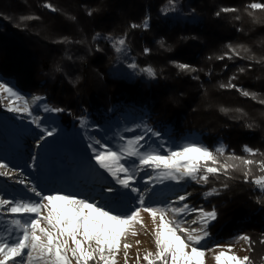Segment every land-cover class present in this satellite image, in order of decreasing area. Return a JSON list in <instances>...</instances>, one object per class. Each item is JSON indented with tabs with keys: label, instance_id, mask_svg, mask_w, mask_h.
Segmentation results:
<instances>
[{
	"label": "trees",
	"instance_id": "1",
	"mask_svg": "<svg viewBox=\"0 0 264 264\" xmlns=\"http://www.w3.org/2000/svg\"><path fill=\"white\" fill-rule=\"evenodd\" d=\"M252 2L264 0H174L176 11H169L170 0H0V80L24 99L40 96L43 105L65 110L52 113L60 124L52 143L57 133L80 127L81 119L106 129L110 118L132 108L148 113L152 129L168 127L180 140L198 135L210 150L224 146L223 157L262 160L244 150L264 153V11L249 9V15L245 9ZM145 17L147 29L131 27ZM120 37L137 65L156 72L153 81L110 74L120 54L113 41ZM178 63L195 71L181 70ZM229 83L237 87H221ZM3 105L0 96V115ZM13 122L21 125L17 118ZM62 137L71 140L68 134ZM12 144L4 151L11 159L12 150L22 147ZM251 167L253 176L264 174L256 164ZM229 175L210 176L192 191L217 189L206 204L217 212L210 235L247 234L254 241L248 256L253 264H264V191L251 178L246 182L240 170Z\"/></svg>",
	"mask_w": 264,
	"mask_h": 264
},
{
	"label": "snow or ice",
	"instance_id": "2",
	"mask_svg": "<svg viewBox=\"0 0 264 264\" xmlns=\"http://www.w3.org/2000/svg\"><path fill=\"white\" fill-rule=\"evenodd\" d=\"M172 7L169 11H176L174 0H170ZM56 11L51 3L44 5ZM264 11V3L252 2L246 6L248 10ZM222 12H235V8H223ZM252 15L251 11H248ZM91 15V12L89 13ZM217 16L220 12L216 13ZM35 19V17H21V20ZM236 19H240L239 16ZM132 28L149 27L148 17L142 24H132ZM99 35V34H97ZM66 39V38H65ZM126 38H115L113 47L117 53L125 54ZM163 46V42H161ZM231 48V46H229ZM150 50L145 48L144 52ZM232 52L239 56L240 53L232 48ZM223 59V57H221ZM136 69L138 65L133 62L128 65ZM177 67L184 71H195L189 64L178 63ZM149 77H155L156 72L147 67L141 69ZM240 71H244L241 69ZM221 87L236 88L229 83ZM244 96L255 94L240 90ZM0 93H6L8 111L32 115V110L26 99L13 90L7 83H0ZM43 98L33 97V103ZM23 100L22 106L18 103ZM264 103V101H261ZM46 113H60L65 111L59 107H44ZM37 128L41 121L33 118L31 121ZM85 126L86 120H80ZM139 127V125L137 126ZM146 132L126 139L119 145H111L97 139L88 144L90 160L94 162L98 174H107L111 182L102 185L97 196H81L79 193L65 194L62 191L45 193L37 184L24 179L15 180L23 186V195L5 198L7 194L0 195V264H117V257L121 248V241L129 234L137 235L136 226L146 227L141 216L142 212L150 215L153 229L155 252L147 251L143 256L146 264H206V254L212 252L215 264H253L252 259L243 257L233 252V245L216 243L212 248L207 246L210 237L209 224L216 220L215 208L205 210L203 207H191L187 201L191 193L177 195L171 203H156L148 205L153 189L148 185L154 181H194L197 184H207L210 176L219 177L220 174L231 179L230 172L240 170L244 180L255 184L264 191V175L253 176L252 165L256 164L258 170L264 173V159L253 160L242 156L229 155L222 163L219 157L225 155L224 146L210 150L208 147L195 142H187L174 149L164 150V145L153 148L146 141V136L159 138L161 133L145 125ZM56 129L44 128L40 134L36 147L48 137H52ZM249 156H264L259 149L245 146ZM34 167L38 157H31ZM151 170V173L146 172ZM145 172L147 180L144 190L134 186L137 176ZM16 171L9 164L0 160V177L13 179ZM227 188L228 185L224 184ZM125 191H121V190ZM127 194L133 196L135 204L121 210L114 205L121 203L119 197ZM218 194L212 188L204 193L205 197ZM196 214L190 224L186 217ZM188 225V226H186ZM191 225H198L193 227ZM233 241H244L249 250L254 241L247 234L241 233ZM139 244V241H137ZM264 244V239L260 241ZM130 244L124 243L125 264H127L128 249ZM136 264H140L137 254Z\"/></svg>",
	"mask_w": 264,
	"mask_h": 264
},
{
	"label": "rangeland",
	"instance_id": "3",
	"mask_svg": "<svg viewBox=\"0 0 264 264\" xmlns=\"http://www.w3.org/2000/svg\"><path fill=\"white\" fill-rule=\"evenodd\" d=\"M133 62L136 63L135 57L128 53H120L116 61H114L108 70L110 74L123 77L129 81L143 79L148 82L155 79V77H149L145 72L141 71V69L151 66L145 65L144 67H141L138 65L136 69H131L128 65ZM0 83H7L11 87V84L4 80H0ZM0 96L4 104L3 109L5 112L0 115V140L2 141L0 149H3V151H0V160L8 163L9 167L17 173L13 179L0 177V195L7 194L5 198L24 194L23 186L14 182L15 180L24 179L30 183L37 184L45 193L59 190L65 194L79 193L81 196H97V199H99L100 197L97 193L99 192L100 187L110 183L111 178L108 177L107 174H98L94 162L90 160L91 153L88 149V144L100 139L102 142H108L114 146L119 145L124 142L119 139L120 136H123L126 139L133 138L136 135H142L146 132L145 125L150 128L152 127L147 123L148 113L146 111L136 113L132 108H128L123 114L118 113L116 116L110 118L108 121L110 122L109 126L106 129H97L96 126L94 127L96 123L89 122L85 119V126L82 127L80 124V127H74L72 131L67 133L71 139L69 142L62 141V136L66 137L67 134L57 133L56 140L53 143L51 142V137H48L47 140L42 143V146L37 148V140L44 128L49 130L53 128L56 130L60 129L57 117L52 113L44 112L43 109L45 105H43L41 101L33 103V99H26L32 110L31 116L23 113L9 112L7 94L0 93ZM18 103L22 106L23 100ZM14 118H17L18 121L21 122V125L15 123L16 121L11 123ZM33 118H38L41 121L40 128H37L36 125L31 122ZM138 125L139 127H137ZM27 127L29 128V132H26V129L23 131V129ZM89 128L93 131L89 130ZM153 130L161 133L159 138L152 136L151 133L146 136L147 143L153 148L159 147L160 144H163L164 150L166 151L169 148L174 149L187 142H195L206 146L198 135L197 137H194L195 139L180 140L170 134V129L168 127L162 131L155 128ZM13 142L22 144V147L12 150L11 154L13 155V158L11 159L4 151L6 149H11ZM52 148H57L55 154L52 153ZM34 154L38 157V160L34 167H29L28 165L32 164L31 157ZM219 159L223 163L226 157H219ZM80 169L81 171L78 173ZM146 172L151 173V170H146ZM151 174L155 175V173ZM146 180V173L142 172L137 176L134 186L139 187L143 191ZM204 185L205 184H197L190 180L181 181L180 183L165 181L162 184L154 181L152 184L148 185L153 191L146 203L148 205L166 202L171 203L175 201L177 195L191 193L187 201H185L186 203L191 207H203L205 210H212L208 209L206 206L210 196H204V193L211 189L198 190L199 192L195 193L193 192L195 186L201 187ZM256 188L258 187L256 186ZM121 191L123 192L125 190L122 189ZM134 195L136 194H127L119 197L121 203L114 206L121 210H125L127 206L135 204V201L133 200ZM141 216L146 227L137 225V235L129 234L126 238L122 239L121 248L117 257V264H125L126 257L123 248L124 243L131 245L127 250V264H136L137 254L140 256V264H146L143 260L145 252H155L156 249L154 237L152 235L153 224L151 217L146 212H142ZM195 218L196 214L193 213L185 219H187L190 224L191 220ZM191 226L196 227L198 225ZM236 236L238 235L229 238H222L210 235L207 241V246L212 248L216 243H231L233 245V252L236 255L241 257L245 255L248 256V244L244 241L234 242L233 238ZM137 241H139V244ZM205 260L206 264H215L212 252L206 254ZM73 264H75V261H73Z\"/></svg>",
	"mask_w": 264,
	"mask_h": 264
}]
</instances>
